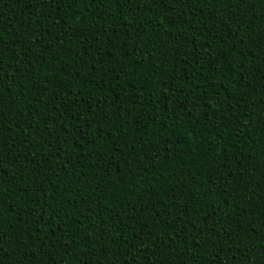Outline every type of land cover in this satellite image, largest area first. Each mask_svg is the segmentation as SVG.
Returning <instances> with one entry per match:
<instances>
[{
    "label": "trees",
    "instance_id": "obj_1",
    "mask_svg": "<svg viewBox=\"0 0 264 264\" xmlns=\"http://www.w3.org/2000/svg\"><path fill=\"white\" fill-rule=\"evenodd\" d=\"M0 166V264H264V0H2Z\"/></svg>",
    "mask_w": 264,
    "mask_h": 264
},
{
    "label": "snow or ice",
    "instance_id": "obj_2",
    "mask_svg": "<svg viewBox=\"0 0 264 264\" xmlns=\"http://www.w3.org/2000/svg\"><path fill=\"white\" fill-rule=\"evenodd\" d=\"M0 2H2V0H0ZM3 166H0V168H2ZM198 246V245H197Z\"/></svg>",
    "mask_w": 264,
    "mask_h": 264
}]
</instances>
